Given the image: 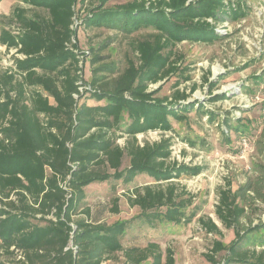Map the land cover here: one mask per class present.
<instances>
[{
    "label": "trees",
    "instance_id": "trees-1",
    "mask_svg": "<svg viewBox=\"0 0 264 264\" xmlns=\"http://www.w3.org/2000/svg\"><path fill=\"white\" fill-rule=\"evenodd\" d=\"M108 1L99 0L87 25L124 34L149 27L156 32L134 43L138 64L129 60L121 71L100 65L89 83L79 73L77 0H25L45 12L30 16L17 6L4 16L17 32L10 27L0 32V42L14 49L13 66L0 70V264H7L1 257H14L15 249L23 258L13 264H102L119 252L122 264H176L174 250H163L158 242L124 246L122 237L130 221L107 224L93 221L90 207L80 211L85 188L93 182L113 179L129 185L141 174L153 178L155 183L135 185L128 194L130 206L141 209L150 227L164 221L189 224L198 215L194 195L176 180L198 175L206 167L171 160L172 136L143 144L137 135L175 131L172 119L185 121L193 109L215 122L216 112L199 100L184 102L190 93L179 86L192 79L191 68L180 66L184 57L174 48L183 41L211 44L223 39L228 33L221 34L217 25L246 18L249 0H129L104 8ZM102 71L118 73L105 80L98 76ZM172 75L177 77L172 94L159 96L158 89L149 90ZM80 80L91 89L83 93ZM204 80L213 90L216 81ZM86 96L107 103L89 105L82 101ZM225 96L215 94L211 100ZM236 121L238 126H233L232 117L225 116L224 132L248 129L242 118ZM123 136L127 138L121 145L118 139ZM256 144L264 157V128ZM255 171L236 190L229 184L218 190L215 212L224 226L234 228L237 238L228 245L219 238L213 241L205 254L213 264H247L251 255L253 264H264V248L256 252L242 244L246 229L242 218L247 210L264 204V161ZM112 211H120L118 197ZM80 212L86 217L76 218ZM198 221L208 233L222 236L211 217L200 215ZM223 250L221 262L216 255Z\"/></svg>",
    "mask_w": 264,
    "mask_h": 264
},
{
    "label": "rangeland",
    "instance_id": "rangeland-1",
    "mask_svg": "<svg viewBox=\"0 0 264 264\" xmlns=\"http://www.w3.org/2000/svg\"><path fill=\"white\" fill-rule=\"evenodd\" d=\"M9 1L0 0V6H8ZM12 1L14 4L24 2ZM127 1L129 0H109L104 4V8H115ZM248 3L251 10L246 18L238 22L225 21L217 25L218 29L224 30V33L220 32L221 34L228 33L223 39L211 44L183 41L174 48L177 55L182 54L184 57L180 66L191 68L192 79L179 86L190 93L188 100L184 102L199 100L206 108L216 112L215 122H209L207 115L200 117L196 109H193L186 113L185 121L177 122L171 118L175 131L152 130L137 136L143 144L146 141L154 142L162 137L172 136L171 160L206 167L198 175H183L176 180L180 187L194 195V205L200 206L197 217L189 224L164 221L156 227H150L144 221L141 209L138 206H130L128 201L130 188L136 184L155 183L154 179L146 174L140 175L129 185L110 179L108 182L90 183L89 187L85 188L88 195L79 209L84 211L86 206L90 207V218L93 221L107 224L130 221L122 237L124 246H143L149 241H155L163 250L168 247L174 250L176 264H213L205 256L212 248L213 241L219 238L228 245L237 238L234 228L224 226L215 212L219 201L218 190L227 184L233 191L236 190L248 177L257 173L255 171L257 163L264 161L263 153L256 141L250 147L252 149L244 150L241 145L243 136H251L257 140L264 128V0H249ZM99 4V0H77L75 5L74 27L78 43L76 51L81 59L83 78L87 83L92 80L96 58L114 60L120 70L128 65L129 60H134L138 64V53L134 50V43L151 37L156 32L154 28L149 27L132 34H124L107 27L87 26V17L92 16ZM34 12L33 9L28 10L30 16H33ZM4 16H6L4 12L0 11V24H7ZM8 24L11 30L17 32L16 25L9 22ZM1 54L0 70L9 66V59L12 57L7 51H1ZM205 77L210 81H216L213 90H210L209 84L205 82ZM176 79L177 77L172 75L169 79L151 84L149 90L158 89L159 96L170 95L174 91L173 84ZM194 83L197 86L191 92ZM223 93L226 94L224 98L211 100L215 94ZM82 101L95 102L90 96L84 97ZM225 116L232 117L233 126H238L236 120L242 118L248 129L243 133L234 129L228 133L224 132L227 130L223 122ZM125 140L120 138L118 142L124 145ZM191 141L195 144L191 145ZM128 162V157H125L124 165ZM115 197L119 198L118 213L112 211ZM258 206L256 209L247 210L242 218V223L246 227L242 232L244 234L242 244L246 248L255 249L256 252L264 248V204L258 203ZM86 215L80 212L76 218H84ZM200 215L211 217L220 227L222 236L208 233L198 221ZM259 223L262 224L259 229L250 231L251 227ZM225 254L226 250L220 251L216 255L217 260L222 262ZM1 258L7 264H13L23 256L15 249L14 257ZM123 259L119 252L111 255L102 264H122ZM250 259L251 262L247 264H253L252 259L255 260L253 255Z\"/></svg>",
    "mask_w": 264,
    "mask_h": 264
},
{
    "label": "crops",
    "instance_id": "crops-1",
    "mask_svg": "<svg viewBox=\"0 0 264 264\" xmlns=\"http://www.w3.org/2000/svg\"><path fill=\"white\" fill-rule=\"evenodd\" d=\"M23 2V1H22ZM2 3V2H1ZM8 6H6V7H4V5H2V6H0V11H2V12H4V14L6 15V16H9V15H11V13L13 12V10H14V8L15 7H17V6H19V7H23V8H26L27 9V13H28V10L29 9H33L35 12H34V15H35V13L36 12H39V13H44L45 12V10L43 9V8H39V7H36V6H34V5H31V4H29V3H27V2H25V0H24V2L23 3H16V4H14V1H12V0H10L9 1V3L7 4ZM13 5V6H12ZM11 8H12V10H11ZM36 9H38L39 11H36ZM11 10V12H9ZM40 10H42V11H40ZM28 15H29V13H28ZM5 18V17H4ZM8 21V20H7ZM7 24H0V32H1V29L3 28V27H9L10 26V24H8V22H6ZM13 25V24H12ZM87 26H90V25H87ZM92 26V25H91ZM93 26H97V25H93ZM97 27H105V26H97ZM1 51H7V52H9V54L8 55H12V57L9 59L10 61H9V66H7V67H4L3 69H6V68H8V67H11V66H13V53H14V49H10V50H8L7 49V47H6V45H3L1 42H0V57H1ZM94 62L96 63V64H94V65H96V67H98V66H100V65H105V64H111V67L112 68H114V69H116V71H121L119 68H118V66L116 65V63H115V61L114 60H104L103 58H96L95 60H94ZM96 67H94V69L96 68ZM3 69H1V70H3ZM39 71H41V70H39ZM93 72H94V70H93ZM118 73V72H117ZM117 73H108V72H106V71H102V72H99L98 73V76L99 77H105V80H110L112 77H114V76H116V74ZM93 78V77H92ZM92 98V97H91ZM95 102H88V101H86L87 102V104H89V105H104V104H106L107 103V100L106 99H103V100H101V101H98V100H96L95 98H92ZM50 101L52 102V103H54V100H53V98H50ZM150 131H152V130H150ZM149 132V131H148ZM121 132L120 131H117V134H120ZM143 133H147V132H143ZM143 133H140V134H143ZM139 135V134H138ZM137 135V136H138ZM120 138H127L126 136H123V137H120ZM119 138V139H120ZM141 175H144V174H141ZM140 176V175H139ZM138 176V177H139ZM137 177V178H138ZM136 178V179H137ZM103 182H108V181H103ZM99 183H101V182H99ZM137 185V184H136ZM87 187H89V186H87ZM91 187V186H90ZM88 195V194H87ZM87 198V197H86ZM120 212V211H119ZM123 257V256H122ZM124 260V259H123Z\"/></svg>",
    "mask_w": 264,
    "mask_h": 264
},
{
    "label": "built area",
    "instance_id": "built-area-1",
    "mask_svg": "<svg viewBox=\"0 0 264 264\" xmlns=\"http://www.w3.org/2000/svg\"><path fill=\"white\" fill-rule=\"evenodd\" d=\"M217 30L219 31V32H223L224 30L223 29H218L217 28ZM224 33V32H223ZM82 67V66H81ZM79 73H80V76L82 77V79H84L83 78V68H82V70H80L79 71ZM79 84H80V86H79V89L84 93L86 90H90L91 89V86H89V85H85V84H83V80H80L79 81ZM84 89V90H83ZM255 139L253 138V137H251V136H243L242 137V139H241V145L243 146V148H244V150H248V149H252V148H250L251 146H253L254 145V143H255ZM65 188H66V186H64Z\"/></svg>",
    "mask_w": 264,
    "mask_h": 264
}]
</instances>
